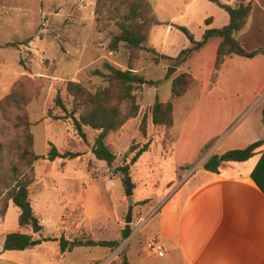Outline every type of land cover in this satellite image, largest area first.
Segmentation results:
<instances>
[{
  "label": "rangeland",
  "instance_id": "obj_1",
  "mask_svg": "<svg viewBox=\"0 0 264 264\" xmlns=\"http://www.w3.org/2000/svg\"><path fill=\"white\" fill-rule=\"evenodd\" d=\"M149 1L153 7L155 1ZM95 4L96 0H0V99L9 94L16 83L30 98L25 112L33 136V149L40 158L32 165L29 198L37 224L42 226L35 233L31 227L20 228L17 222L19 209L10 204L5 216H0V264H93L92 260H104L112 254L119 258L112 264L126 261L129 264H162L164 258L153 257L154 252L146 248L147 242L156 237L151 225L164 209L177 208L193 185V181H188L189 175H168L174 169L173 160H177L171 145L172 134L170 129L153 125L150 117L154 100H169L172 80L184 72H176V69L165 79L167 69L173 63L165 58L154 61V54L150 52L154 49L150 43L151 31L146 49L138 51L136 57L123 46L115 52L109 51L108 43L115 27L101 28ZM159 23L157 25L163 24ZM191 27L193 33L189 32L192 36L197 35L198 25L192 22ZM104 62L122 70L134 68L150 81L134 91L140 107L137 117L106 137L116 154L110 165L97 160L91 152L96 130L84 127L85 140L78 135L68 118L72 109L71 97L65 90L67 81L79 82L91 92L105 86L101 77L92 74ZM180 64L182 62L177 66ZM242 69V66H236L235 70L241 73ZM253 92L244 83L236 95H212L223 99L221 107H246L244 115H247L248 107H256L264 101V91L257 95ZM57 97L62 99L67 112L59 108L55 102ZM197 97L198 83L189 86L181 98L173 100L175 116L180 114L179 109L195 107ZM207 97L206 93L201 94L196 107H206L203 103ZM242 114L239 113L238 122ZM143 118L145 134L141 131ZM180 124L177 120L176 127ZM222 136L214 135L211 142ZM146 143L147 150L135 163L131 162L135 151ZM50 144L60 151L70 150L80 155L65 166V162L59 165L58 158L53 161L46 158ZM131 146L136 149L132 150ZM178 150L176 155L185 154ZM169 154L171 158L167 156ZM194 155L183 165V172L196 164ZM124 167L133 183V212L132 221L128 223L131 233L122 239L128 210ZM9 232H29L57 240L24 250H4V235ZM61 235L120 240V244L113 248L84 246L61 254L56 242ZM140 254L146 256L145 263L140 262Z\"/></svg>",
  "mask_w": 264,
  "mask_h": 264
},
{
  "label": "crops",
  "instance_id": "obj_2",
  "mask_svg": "<svg viewBox=\"0 0 264 264\" xmlns=\"http://www.w3.org/2000/svg\"><path fill=\"white\" fill-rule=\"evenodd\" d=\"M154 1V15L163 24L153 26L150 43L160 55L175 58L181 50L190 47L188 38L176 26H184L192 32L191 23L195 22L199 32L193 36L198 41L205 30L220 28L229 22L228 13L209 0ZM220 1L229 5L251 2L248 21L235 36L247 51L264 49V0ZM206 19H210L208 23ZM220 42V37H211L185 62L170 65L177 69L176 72L192 75L198 83V97L194 101L195 107L179 109L177 116L175 107L173 111L170 134L177 160H173L174 169L168 175H189L188 181H193V185L177 208L164 209L151 225L163 250L162 256L154 253L153 257L164 258L162 264H264V194L250 176L264 146L246 161L222 162L217 173L202 168V163L212 154L244 148L264 139V101L259 105L255 103L256 107H248L245 116L246 107H221L223 99L212 95H236L244 83L255 95L264 91V54L250 58L233 54L225 58L214 74ZM236 66L243 67L241 73L235 70ZM203 93L208 95L203 103L206 107H196ZM239 113H243L240 122ZM177 120L181 123L179 127H176ZM235 122L238 124L228 132ZM241 125L243 127L234 133ZM218 133L224 137L211 142ZM178 149L185 154L176 155ZM193 155L196 166L183 172V165ZM167 156L171 158V154ZM76 158H58L59 165L65 162V166ZM139 258L145 263V255L140 254ZM117 259L118 256L112 254L104 260L94 259L92 263L112 264Z\"/></svg>",
  "mask_w": 264,
  "mask_h": 264
},
{
  "label": "trees",
  "instance_id": "obj_3",
  "mask_svg": "<svg viewBox=\"0 0 264 264\" xmlns=\"http://www.w3.org/2000/svg\"><path fill=\"white\" fill-rule=\"evenodd\" d=\"M209 1L228 13V24L205 30L198 41L186 27L176 26L186 35L191 44L190 47L181 50L175 58L160 55L154 49H150V52L154 54L155 62L165 58L177 66V63L185 62L190 54L199 50L214 36L221 38L216 52L214 74L228 56L236 54L250 58L260 53L264 54V49L261 48L247 51L235 36L248 21L252 9L251 2L229 5L220 0ZM95 13L101 28L115 27L108 43L109 51L115 52L123 46L135 57L138 51L146 49L151 28L160 24L149 0H96ZM209 20L206 19L205 22L208 23ZM133 69L128 67L122 70L109 62H104L102 67L92 71V74L101 77L106 82L105 86L91 92L79 82L67 81L65 85L66 93L71 97L72 109L68 113V118L72 120L78 135L83 140L86 136L84 127L97 131L91 152L97 160L104 161L108 165L115 160L116 154L106 142V137L120 130L130 119L137 117L140 107L134 91L138 86L150 82ZM193 84L196 85L197 81L190 73L184 72L177 75L171 83L169 100L164 102L158 98L154 100L150 110L152 124L169 130L174 119L173 100L185 95L189 86ZM29 99L19 87V83L12 87L9 94L0 99V216L5 215L11 202L19 209L18 225L25 230L32 227L33 223H37L29 198V185L33 181L32 165L40 158L33 149V136L29 131L30 123L25 112ZM55 102L60 109L67 112L60 97H57ZM262 116L264 123V107ZM145 122L143 118L141 121L143 134H145ZM261 146H264V139L254 141L244 148L227 150L219 155L212 154L202 163V168L217 173L222 162L246 161L255 155ZM147 147L146 143L138 148L131 162L135 163ZM131 149L135 150L136 147L131 146ZM259 153L260 157L250 176L264 194V148ZM79 155V152L70 150L60 151L55 145L50 144L46 158L53 161L56 158L72 159ZM123 169L128 171L127 167ZM130 233L131 227L126 224L121 231V238H127ZM55 240L57 239L35 236L29 232H9L4 235L3 249L24 250L45 241ZM58 242L62 253L82 246L99 245L113 248L120 244V240H94L91 237L67 239L64 235L59 237Z\"/></svg>",
  "mask_w": 264,
  "mask_h": 264
},
{
  "label": "water",
  "instance_id": "obj_4",
  "mask_svg": "<svg viewBox=\"0 0 264 264\" xmlns=\"http://www.w3.org/2000/svg\"><path fill=\"white\" fill-rule=\"evenodd\" d=\"M176 70L174 66H169L165 79H168L170 75ZM221 160V159H220ZM222 161V160H221ZM123 182L125 186V196L127 199L128 210L125 218V223L128 224L132 221V212H133V183L131 176L128 171L123 172ZM32 232H37L42 229V226L38 225L36 222L32 224Z\"/></svg>",
  "mask_w": 264,
  "mask_h": 264
},
{
  "label": "built area",
  "instance_id": "obj_5",
  "mask_svg": "<svg viewBox=\"0 0 264 264\" xmlns=\"http://www.w3.org/2000/svg\"><path fill=\"white\" fill-rule=\"evenodd\" d=\"M147 250L156 253L159 256L163 255L162 247L159 243V241L154 237L150 239L146 244Z\"/></svg>",
  "mask_w": 264,
  "mask_h": 264
}]
</instances>
